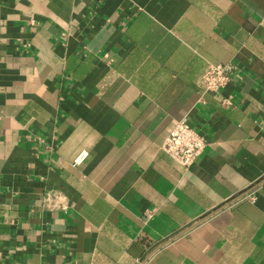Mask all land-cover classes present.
<instances>
[{
  "label": "crops",
  "instance_id": "crops-1",
  "mask_svg": "<svg viewBox=\"0 0 264 264\" xmlns=\"http://www.w3.org/2000/svg\"><path fill=\"white\" fill-rule=\"evenodd\" d=\"M0 264H264V0H0Z\"/></svg>",
  "mask_w": 264,
  "mask_h": 264
},
{
  "label": "built area",
  "instance_id": "built-area-1",
  "mask_svg": "<svg viewBox=\"0 0 264 264\" xmlns=\"http://www.w3.org/2000/svg\"><path fill=\"white\" fill-rule=\"evenodd\" d=\"M233 66L231 64H208L201 77L200 88L202 94L218 93L231 80ZM222 103L230 104V98H223ZM207 144L205 137L196 132L189 122L183 118L172 128L168 129L162 141V151L175 160L182 167H189L195 158L201 154ZM55 196H46L45 206H51Z\"/></svg>",
  "mask_w": 264,
  "mask_h": 264
}]
</instances>
